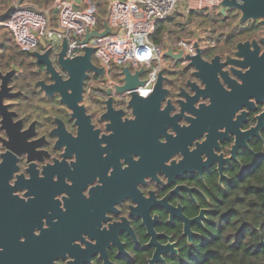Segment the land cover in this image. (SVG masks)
<instances>
[{"label":"flooded vegetation","instance_id":"af4514ba","mask_svg":"<svg viewBox=\"0 0 264 264\" xmlns=\"http://www.w3.org/2000/svg\"><path fill=\"white\" fill-rule=\"evenodd\" d=\"M235 15V25L259 26L238 42L261 35L259 19L239 23V13ZM1 30L0 25V264H134L141 260L148 264L156 245L172 244L176 251L161 253L163 261L155 262L165 264L166 258L178 254L180 244L192 243L206 229L209 185L223 188L231 179L230 170L242 168L249 155L256 158L259 143L264 149V126L245 140L246 146L235 147L236 133L225 127L210 134L198 130L191 137L182 128L178 132L168 128L169 136L163 135L158 129L161 116L154 110L152 120L159 121L155 129L152 120L110 124L103 118L110 97L113 109L122 112V122L136 116L128 106L130 95L106 85L107 80L122 84L120 67L106 71L93 57L92 63L102 68L103 75L88 72L78 103L88 123H76L59 94L49 95L42 88L52 79L33 56L48 53L56 72L65 78L56 63L60 45L39 43L24 51L10 30V37H3ZM212 41L202 53L206 61L215 55L221 61L234 57L238 42L231 50L218 52ZM19 51L27 59L20 61L13 55ZM173 63L162 70L167 77L164 87L170 90L166 99L175 107L169 116L178 111L176 100H185L177 95L181 88L193 94L187 81L202 87L187 63ZM151 91L138 94L147 96ZM250 100L254 108L243 107L232 118L235 121L241 111L246 112L236 126L240 132L255 127L264 112V99ZM199 103L208 105L209 99L200 97L195 106ZM178 124L187 122L181 118ZM167 137L173 140L168 156L160 146Z\"/></svg>","mask_w":264,"mask_h":264},{"label":"water","instance_id":"95a60500","mask_svg":"<svg viewBox=\"0 0 264 264\" xmlns=\"http://www.w3.org/2000/svg\"><path fill=\"white\" fill-rule=\"evenodd\" d=\"M20 2L21 0H16L5 11L0 12V22L5 20ZM218 6L223 10H235L239 13V23L246 20L259 19L261 35L258 38L238 42L235 45L234 57H225L223 61H221L219 55H215L210 61H206L202 56L203 50L197 47L196 44L195 54L185 55H182L181 51L172 52L171 47L168 46L164 55L174 61H180L183 58L186 59L187 65L193 69L192 75L202 84V87H200L195 82L187 81L186 85L193 94L189 95L184 89H180L177 95L180 97L184 96L185 100H176L178 111L173 116H169V113L175 107L170 99H166L170 90L164 87V82L167 81V77L163 75L162 71L158 73L151 93L147 96H142L135 89L137 86L143 84V80L140 79L143 68L140 67L131 72L129 66H121L122 84H115L114 91L116 93L129 92L130 100L128 106L136 118L122 122L120 119L122 112L113 109L111 97L106 101L107 111L103 114V118L110 120V124H136L140 121H151L153 115L150 111L154 110L161 116V121L155 122L154 117L152 120L155 123L153 124V129H155V126L159 122L158 129H160L159 132L163 135H167L166 131L168 128H171L173 132H178L182 128L181 132L191 137L198 130H208L210 134L218 128L225 127L226 131L233 130L236 133L237 139L235 147L239 144L246 146V139L258 135V129L264 126V112L257 117V125L244 132H240L236 126L241 125L246 112L241 111V115H237L235 121L232 118L236 111L243 107L248 109L254 108V102L250 100L251 98L255 102H262L264 99V0H221ZM100 19L102 20V31H97L94 28L87 31L83 38L77 41L83 45L81 54L66 57L67 40L65 37L61 39L60 51L56 63L64 72L65 78H62L56 72L50 59L47 57L48 53L42 55L33 53V56L36 58V63L44 64L52 79L51 84L47 86L42 85V88L49 95L53 93L59 94L60 101L72 110V117H76V123H88V116L84 115V107L78 105L82 100L84 81L87 78L88 72H93L95 75H103L102 68H98L92 63L94 48L85 45L93 36L100 37L110 33L111 29L107 25L106 17H101ZM53 30L55 33H61L58 27L53 28ZM40 43L42 45L45 44L43 40ZM225 66L229 67L223 69ZM106 92L108 94L111 93L109 89ZM200 97H207L209 104L199 103L196 107L195 103ZM164 100H166L165 105L160 110ZM112 115L117 117L115 121ZM149 118L151 119L149 120ZM181 118L187 122V125L179 127L178 121ZM233 126L235 128L231 129ZM168 139L169 137H167V142L160 145L163 153L167 154L166 156L169 155V149L173 141L172 139ZM261 243L264 245V241H261ZM167 251L175 252L176 250L172 244L156 245L152 257L148 260V264L163 261L161 253Z\"/></svg>","mask_w":264,"mask_h":264},{"label":"built area","instance_id":"2783aa9c","mask_svg":"<svg viewBox=\"0 0 264 264\" xmlns=\"http://www.w3.org/2000/svg\"><path fill=\"white\" fill-rule=\"evenodd\" d=\"M57 5V24L61 33H55L50 28L49 18L44 12L31 10L20 4L0 25L11 31L15 44L24 51L34 49L41 40L46 45H60L63 37L67 40L66 57H73L82 53V39L87 31L96 29L102 31V20L98 18V11L91 0H52ZM221 0H109L106 17L110 33L103 36L91 37L85 45L93 47L92 57L99 67L106 71L111 66H129L131 72L143 68L140 79L143 84L136 87V92L146 94L151 91L157 75L168 67L164 52L167 46L172 52L181 51L182 55L195 54L196 46L192 40L180 39L169 42L164 36L161 44H155L151 39L156 22L163 20L175 11L189 13L203 8L219 11ZM198 44L203 52L211 45ZM202 52V53H203ZM187 63L186 59L181 60ZM108 79V77H107ZM114 86L109 80L106 85ZM125 94H129L128 91Z\"/></svg>","mask_w":264,"mask_h":264},{"label":"trees","instance_id":"16d2710c","mask_svg":"<svg viewBox=\"0 0 264 264\" xmlns=\"http://www.w3.org/2000/svg\"><path fill=\"white\" fill-rule=\"evenodd\" d=\"M15 1L0 0V12L5 11ZM49 1L21 0L20 5L41 12L34 9L31 3L42 5ZM91 1L97 8L98 18L104 17L107 9L101 0ZM207 10L203 8L190 11L188 20L196 16H206ZM235 12L229 10L228 14L236 22ZM172 23H175L172 15L156 22L151 34L155 44H161L167 34L172 35ZM177 24L183 26L182 23ZM258 28L257 23L249 22L236 25L227 33H219L214 37L216 51L231 50L238 41L250 37ZM13 55L20 61L27 59V55L20 51ZM257 150L259 154L256 158L249 155L244 159L242 168L229 171L231 179L224 183L223 188L213 183L209 185L210 213L206 229L192 243L180 244L178 254L166 258L165 264H263L264 246L260 240H264V149L260 143ZM134 264L146 262L141 260Z\"/></svg>","mask_w":264,"mask_h":264},{"label":"rangeland","instance_id":"374dc122","mask_svg":"<svg viewBox=\"0 0 264 264\" xmlns=\"http://www.w3.org/2000/svg\"><path fill=\"white\" fill-rule=\"evenodd\" d=\"M76 1L81 3V0ZM101 2L108 10L109 0H101ZM31 6L36 10L44 12L49 18L50 28L55 27V25L57 24V5H55L52 0H50L48 4L42 5L31 3ZM216 12H219V15H217ZM207 13L208 14H206V16L204 17L197 18L196 16L188 20L189 13L175 11L173 14H171L175 18V23L171 24V28L174 30V32H172V35L167 34V40L171 43L176 42L180 39L192 40L194 43H196V45L203 44L205 46L209 43V41L215 40L214 37L216 35H218L219 33L221 34L229 32L233 27L236 26L235 24H237V21L235 22V18H232V15L226 14L227 12L225 9L223 11H219L216 8H213L211 10L208 9ZM177 23H182L183 26H178ZM1 27V34L3 35V37H10L9 33H7V28L3 26ZM5 42L6 44H12L11 41ZM167 61L169 67H173V60L167 58Z\"/></svg>","mask_w":264,"mask_h":264}]
</instances>
